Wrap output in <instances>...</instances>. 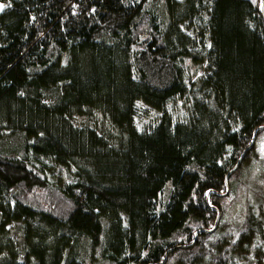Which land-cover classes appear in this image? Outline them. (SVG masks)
Masks as SVG:
<instances>
[{"label":"trees","instance_id":"trees-1","mask_svg":"<svg viewBox=\"0 0 264 264\" xmlns=\"http://www.w3.org/2000/svg\"><path fill=\"white\" fill-rule=\"evenodd\" d=\"M0 5V264L264 258L261 0Z\"/></svg>","mask_w":264,"mask_h":264},{"label":"rangeland","instance_id":"rangeland-1","mask_svg":"<svg viewBox=\"0 0 264 264\" xmlns=\"http://www.w3.org/2000/svg\"><path fill=\"white\" fill-rule=\"evenodd\" d=\"M256 159L262 164H264V138L262 142L260 143V145L256 148ZM262 168H264V166ZM262 181L264 182V175L262 176ZM225 227L226 228L228 227L227 221L223 223L221 229ZM254 258H256L254 260V264H264V258L262 256L254 257Z\"/></svg>","mask_w":264,"mask_h":264},{"label":"water","instance_id":"water-1","mask_svg":"<svg viewBox=\"0 0 264 264\" xmlns=\"http://www.w3.org/2000/svg\"><path fill=\"white\" fill-rule=\"evenodd\" d=\"M262 3V15H263V19H264V0H261Z\"/></svg>","mask_w":264,"mask_h":264},{"label":"snow or ice","instance_id":"snow-or-ice-1","mask_svg":"<svg viewBox=\"0 0 264 264\" xmlns=\"http://www.w3.org/2000/svg\"><path fill=\"white\" fill-rule=\"evenodd\" d=\"M3 8V5H0V9H2Z\"/></svg>","mask_w":264,"mask_h":264}]
</instances>
